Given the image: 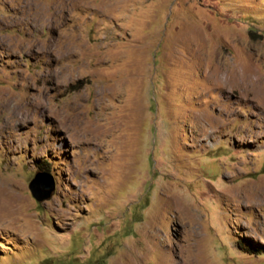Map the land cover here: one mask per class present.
<instances>
[{"label":"rangeland","instance_id":"1","mask_svg":"<svg viewBox=\"0 0 264 264\" xmlns=\"http://www.w3.org/2000/svg\"><path fill=\"white\" fill-rule=\"evenodd\" d=\"M0 264H264V0H0Z\"/></svg>","mask_w":264,"mask_h":264},{"label":"water","instance_id":"2","mask_svg":"<svg viewBox=\"0 0 264 264\" xmlns=\"http://www.w3.org/2000/svg\"><path fill=\"white\" fill-rule=\"evenodd\" d=\"M55 188V179L49 172H38L30 182L32 194L39 201L49 199Z\"/></svg>","mask_w":264,"mask_h":264}]
</instances>
